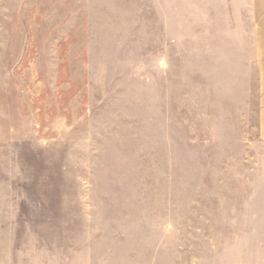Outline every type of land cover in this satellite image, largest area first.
<instances>
[{
  "label": "rangeland",
  "instance_id": "rangeland-1",
  "mask_svg": "<svg viewBox=\"0 0 264 264\" xmlns=\"http://www.w3.org/2000/svg\"><path fill=\"white\" fill-rule=\"evenodd\" d=\"M135 1L0 21V264H264L263 149L227 126L234 84L163 67Z\"/></svg>",
  "mask_w": 264,
  "mask_h": 264
},
{
  "label": "crops",
  "instance_id": "crops-1",
  "mask_svg": "<svg viewBox=\"0 0 264 264\" xmlns=\"http://www.w3.org/2000/svg\"><path fill=\"white\" fill-rule=\"evenodd\" d=\"M145 2L146 13L160 21L161 65L224 69L223 81L234 84L226 97V115L232 120L227 126L238 124L241 146L263 149L259 154L264 158V0ZM52 4L57 0H0V21L20 18L27 10L42 20ZM81 5L70 12L87 13L94 6V13L104 15L122 9L132 13L136 1L82 0Z\"/></svg>",
  "mask_w": 264,
  "mask_h": 264
}]
</instances>
